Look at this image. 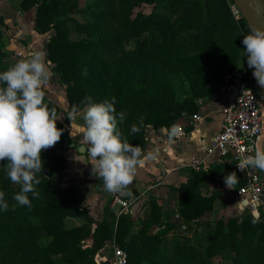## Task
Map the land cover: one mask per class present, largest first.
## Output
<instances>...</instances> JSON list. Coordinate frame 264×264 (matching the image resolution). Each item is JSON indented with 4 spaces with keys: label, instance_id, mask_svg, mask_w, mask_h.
Listing matches in <instances>:
<instances>
[{
    "label": "trees",
    "instance_id": "16d2710c",
    "mask_svg": "<svg viewBox=\"0 0 264 264\" xmlns=\"http://www.w3.org/2000/svg\"><path fill=\"white\" fill-rule=\"evenodd\" d=\"M80 8L79 0H21L28 11L36 8L35 30L41 35L52 33L47 44L48 59L54 63L66 84L68 112L73 106L81 111L86 97L94 102L115 98L117 114L125 113L118 127L128 142L138 145L144 153L147 129H170L184 113L195 115L199 98L220 95L224 76L233 72L242 59L245 46L243 30L251 31L248 23L236 20L230 8L234 0H89ZM139 3L153 5L150 14L133 11ZM78 16L81 40L71 39L69 17ZM5 24L0 15V27ZM135 42L133 48L127 46ZM3 32L0 29V61L6 56ZM153 60L170 64L181 78H187L189 92L179 98L169 72L160 74L159 82L151 76L136 78L130 67L142 68ZM136 66V67H135ZM90 74V75H89ZM90 76V79L87 76ZM63 110L56 102L47 103ZM67 115V114H66ZM144 117L138 133L131 125ZM57 127L64 129L56 143L58 150L75 143L64 118ZM43 170L36 185L39 198L29 197L32 208L17 206L13 195L20 185L7 177L0 161V191L5 192L9 210H0V264H56L60 256L65 264L98 263L96 254L113 240L128 255L129 264H264V221L251 210L236 217H217L215 228L202 233L214 215V195L204 196L202 181L220 172L227 177L235 172L234 163L227 161L216 166L208 175L195 174L187 183L173 188L179 193L181 230L189 235L168 238L175 225L163 226L169 216L163 214L156 201H151L140 228L133 231L131 213L116 215L105 209L101 220L89 214L77 189L68 182L66 157L54 149L43 150ZM237 188L245 180L236 173ZM68 217L80 218L84 223L66 228ZM255 221V223H253ZM96 225L94 229L93 226ZM155 227H160L153 233ZM90 240V248L83 242Z\"/></svg>",
    "mask_w": 264,
    "mask_h": 264
},
{
    "label": "clouds",
    "instance_id": "9594fccd",
    "mask_svg": "<svg viewBox=\"0 0 264 264\" xmlns=\"http://www.w3.org/2000/svg\"><path fill=\"white\" fill-rule=\"evenodd\" d=\"M245 56L248 67L254 69L253 76L259 86L264 87V29L254 28L244 36ZM45 52L36 50L0 72V161L7 160L4 166L7 177L20 185V191L13 195L17 206L32 208L29 197L39 198L36 185L41 183L38 174L43 170L41 153L56 145L64 129L57 127L61 116L57 110L44 102V88L53 75ZM82 120L75 124L80 114L79 106H73L67 113L72 129L78 127L82 135L81 144L87 156L77 159L92 165V175L103 180L105 191L112 194L129 195L138 168L146 160H155L158 150L146 155L138 145L128 142L118 127L125 119L123 111L117 114L115 98L94 102L92 97L84 101ZM144 117L131 125V132L138 133L143 126ZM176 129H173L175 132ZM244 164L264 171V150L257 147L255 154L247 156ZM235 172L225 178L228 188L237 183ZM0 210L8 211L5 192L0 191ZM255 223V221H253Z\"/></svg>",
    "mask_w": 264,
    "mask_h": 264
},
{
    "label": "crops",
    "instance_id": "0c3cea01",
    "mask_svg": "<svg viewBox=\"0 0 264 264\" xmlns=\"http://www.w3.org/2000/svg\"><path fill=\"white\" fill-rule=\"evenodd\" d=\"M244 65L245 54L243 51L242 59L239 60V65L233 72L242 69ZM213 98L197 99L200 110L196 115L202 117L200 122H194L193 115L192 117L186 115L177 122L184 127L185 135L182 138H177L170 129L167 130L169 136L165 135V131L156 132L153 128L148 130L144 154L158 150V155L155 160H146L139 166L137 175L128 189L132 195H127V199L131 200L132 205L129 211L124 213H131L134 232L140 228L141 220L145 219L149 204L154 200L161 207L163 214L169 216L168 220L163 221V226H176L170 230L168 238L185 235L182 234L184 230L178 227L181 220L178 213L179 193L173 188H179L181 184L187 183L195 174L208 175L209 170L212 171L216 166L232 161L230 157L219 154L209 155L207 152L213 138L222 129L221 109L224 103L222 99L214 101ZM60 105L63 110L67 111L66 104L61 103ZM82 115L83 111L76 117L75 124L77 126L83 123ZM70 130L75 143L68 145V147L65 146L63 149L67 158L66 175L63 179L64 186H68V182H70L69 185L77 189L82 202L95 220L103 218L105 209L116 215L122 214L119 210V204L114 203L113 194L105 191L103 180L92 175V165L88 164L89 161L85 159L84 163L77 159V155L84 158L87 153L79 150L83 145L81 144L82 135L79 133L78 127L72 129L70 125ZM223 176L220 172L213 179L208 178L202 181V195H214L216 199L213 216H230L234 212L237 215L244 214L245 210L242 206L246 202L242 201V197L238 195L240 188H237L236 183L232 186L233 188H228L225 183L226 177ZM88 187L91 189L86 191ZM247 207L251 209L248 205ZM67 221L73 223L70 227H77L84 223L82 219L74 217H69ZM93 228L95 229L96 225ZM159 228L155 227L153 233H156ZM172 230L176 232L171 234ZM199 231L201 232L200 229ZM85 242L90 243L92 241L87 240ZM114 245L116 243L113 240L105 244L104 249L101 250L104 257L108 256L109 258Z\"/></svg>",
    "mask_w": 264,
    "mask_h": 264
},
{
    "label": "built area",
    "instance_id": "2783aa9c",
    "mask_svg": "<svg viewBox=\"0 0 264 264\" xmlns=\"http://www.w3.org/2000/svg\"><path fill=\"white\" fill-rule=\"evenodd\" d=\"M230 8L236 20L242 17L241 11L235 2L230 3ZM244 36L248 32L243 30ZM246 49H244L245 54ZM254 69L248 67L247 56L242 69L225 75L220 95L214 101L222 99V129L212 140L208 154H219L230 157L234 169L239 177L245 180L244 186L238 190L252 214L264 221V171L244 164L247 156L254 155L257 147L262 149L264 141V106L263 96L256 79ZM222 96V98H220ZM184 113L181 117H185ZM194 122H200L201 116L193 115ZM176 129L173 132V129ZM170 131L177 138L185 135L184 127L175 123ZM198 163V162H197ZM115 204H119L120 213L128 212L132 202L127 195L113 194ZM248 208V207H247ZM112 264H129L127 253L117 244L112 248ZM98 263L99 260H96Z\"/></svg>",
    "mask_w": 264,
    "mask_h": 264
},
{
    "label": "rangeland",
    "instance_id": "374dc122",
    "mask_svg": "<svg viewBox=\"0 0 264 264\" xmlns=\"http://www.w3.org/2000/svg\"><path fill=\"white\" fill-rule=\"evenodd\" d=\"M80 8H86L91 2L89 0H79ZM153 5L146 4V3H139L136 8L133 11V17H136L137 14H150L152 11ZM36 8L34 7L28 11L23 10L21 7V0H0V15L4 17L5 24L0 27V29L3 32L4 40L7 39L8 42L4 45L3 51L6 52V56L2 61H0V72L7 70V68L17 62L20 59L27 58L29 54L36 50H42L45 52V58L47 62L49 63V67L51 72L53 73L49 84L44 88L45 97L44 102H56L60 107L61 103L64 105H67V111L63 110L58 116H61V119L58 121L63 122L67 117L68 112V101H67V92H66V84L62 79L61 73L58 71L57 66L52 63L48 59V51H47V44L50 40V37L53 35L52 33L41 35L36 32L35 30V16H36ZM9 20V21H8ZM78 22V16L77 15H71L69 17V27L71 31V39L78 41L82 38V31H80L79 26L77 25ZM135 45V42H130L127 44L128 47L133 48ZM161 66H164L163 71L169 72L170 76L172 77V81L175 84V90L177 92V96L179 98H184L187 93L189 92V86H188V80L187 78H181L176 75L174 72V67H171L168 64L163 65L162 61L160 60H153L152 63H150L147 66H144L142 68H134L130 67L129 72L133 73L136 78L141 77H147L151 76L150 80L157 83L159 82L160 74L162 73ZM136 67V66H135ZM90 75V74H89ZM87 76V78L90 79V76ZM83 111V110H82ZM70 124H67V126L70 128ZM153 127H148L146 136H148V130ZM168 129H164L165 135L169 136L167 134ZM156 131V130H155ZM162 131V132H163ZM158 132V131H156ZM161 133V132H160ZM162 134V133H161ZM68 147V145H66ZM65 148V147H64ZM63 148V149H64ZM49 149H54L56 151L62 152V150H58L56 146H53ZM48 150V149H46ZM64 154V153H63ZM65 156V155H64ZM67 163V158H66ZM67 188V186H65ZM83 188V187H82ZM91 187L87 188V190H90ZM244 207V213L247 214L248 211L251 209H248L243 205ZM215 214V213H214ZM239 215V214H238ZM235 212L232 215H228L226 217H236L238 216ZM69 218V217H68ZM67 218V219H68ZM217 216H212L210 221L206 224L207 227L205 228H199L201 232L203 233H210L215 228V220ZM67 219L65 220L66 228H74L70 227L73 223H68ZM177 224V223H175ZM78 227V226H77ZM175 230L171 231L172 233ZM189 235L190 233L183 231L182 234ZM92 245V242H83L84 248H90ZM105 246V245H104ZM104 249V247L102 248ZM96 260H99L100 263L102 262H108L112 264V254L110 252L109 258L104 257V254L101 253V250L96 254L95 256ZM56 264H65V262L62 260L60 256L56 257L55 259Z\"/></svg>",
    "mask_w": 264,
    "mask_h": 264
},
{
    "label": "water",
    "instance_id": "95a60500",
    "mask_svg": "<svg viewBox=\"0 0 264 264\" xmlns=\"http://www.w3.org/2000/svg\"><path fill=\"white\" fill-rule=\"evenodd\" d=\"M234 2L241 11L242 17L248 23L250 30L254 28L264 29V0H234ZM4 42L6 44L8 40L5 39ZM260 90L263 96L264 106V87L260 86ZM83 148L84 146L79 149L80 152H84Z\"/></svg>",
    "mask_w": 264,
    "mask_h": 264
},
{
    "label": "flooded vegetation",
    "instance_id": "af4514ba",
    "mask_svg": "<svg viewBox=\"0 0 264 264\" xmlns=\"http://www.w3.org/2000/svg\"><path fill=\"white\" fill-rule=\"evenodd\" d=\"M261 145H262V150H264V145H263V143H262Z\"/></svg>",
    "mask_w": 264,
    "mask_h": 264
}]
</instances>
